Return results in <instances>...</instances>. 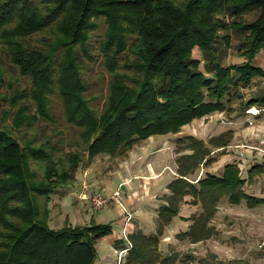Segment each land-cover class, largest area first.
I'll return each instance as SVG.
<instances>
[{
    "label": "trees",
    "instance_id": "obj_1",
    "mask_svg": "<svg viewBox=\"0 0 264 264\" xmlns=\"http://www.w3.org/2000/svg\"><path fill=\"white\" fill-rule=\"evenodd\" d=\"M233 32L242 60L225 65L219 45H230ZM262 50L264 0H0V264H93L111 224L51 229L52 194L76 180L81 164L231 113L235 97L241 108L264 107V90L246 101L241 91L264 78L254 62ZM230 135L178 139L192 152L176 158L155 233H129L124 264H169L158 245L187 196L202 211L179 235L196 243L210 237L223 198L264 204L245 190L264 173L260 163L246 178L237 162L192 177L217 160L214 148L225 154Z\"/></svg>",
    "mask_w": 264,
    "mask_h": 264
},
{
    "label": "rangeland",
    "instance_id": "obj_2",
    "mask_svg": "<svg viewBox=\"0 0 264 264\" xmlns=\"http://www.w3.org/2000/svg\"><path fill=\"white\" fill-rule=\"evenodd\" d=\"M233 33L230 45L224 43L219 45V60L225 65H229L233 59L234 61L242 60L236 58L238 57L236 44L242 37ZM202 54L198 48L194 49L193 55L203 62ZM254 62L264 68V50ZM263 90L264 78L260 77L255 78L249 87L241 88L244 101L248 100L252 93H259ZM241 99L240 97L233 98L232 106L235 110L231 113L215 112L202 118H196L189 130L185 131L186 127L182 128L180 133L182 136L193 135L205 140L206 143L210 137L218 136L229 130L232 134L229 145L224 149L225 154L219 155L223 148H214L212 154L217 156V160L210 165L202 166L195 176H192L195 181L208 172L221 175L224 165L228 162L239 163L244 178L247 177V171L252 165L260 163L264 166V107L260 109L257 106L241 108L239 104ZM178 139L174 136L171 140V147L168 148L172 152V161L182 153L180 148L185 144ZM172 147H174L173 151L170 150ZM186 151L192 152L187 149L183 153ZM128 156L129 153L117 158L99 155L92 162L81 164L76 172V180L60 187L56 193L52 194L49 202V227L57 230L65 225L69 227L85 226L81 217L84 216V212L93 208L91 207V197L97 192H104L107 193H103L104 195H108L109 189L115 187L114 183L118 181L121 172L134 171L135 173L139 171L140 164L138 162L133 161L134 168H131V165H129L130 168L128 167V160H126ZM152 159L147 157L145 165L151 169L157 168V161L155 165ZM245 190L248 194L264 198V173L257 175L252 182L246 183ZM166 195L168 194L155 197L157 206L163 204ZM187 198L185 204H191L192 197ZM198 205L181 208L182 210L175 221L167 225L158 245L161 257H169V264H264V204L250 208L245 201L234 204L227 198H223L218 203L216 213L207 224L212 229L210 237L196 243L189 238H184L179 233L188 230L192 223L191 219H187L188 217L201 213V206ZM158 209L153 208L150 222L142 221L140 223L138 219V221H134L135 231L139 229L148 235L154 234L158 222ZM106 210L107 208H104L100 212L105 213ZM70 212L76 217V223L72 218L70 219V216L68 218ZM101 222L108 223L107 220ZM113 225L114 230L118 229L116 221ZM97 246L98 250L102 251L100 248L103 247V244ZM155 264L163 263L159 261Z\"/></svg>",
    "mask_w": 264,
    "mask_h": 264
},
{
    "label": "crops",
    "instance_id": "obj_3",
    "mask_svg": "<svg viewBox=\"0 0 264 264\" xmlns=\"http://www.w3.org/2000/svg\"><path fill=\"white\" fill-rule=\"evenodd\" d=\"M195 120L196 119L184 126L186 127L185 131L191 129V126L194 124ZM181 131L177 134L151 136L140 144L135 145L133 149L128 152L129 156L126 158V160H128V167L129 165H131V168H134L133 161H135L140 164V169L135 173L134 171H130L128 173L121 172V174H119L120 177L117 179L118 181L114 183L116 184L115 187L113 189H109L108 192V194H110L116 188H118V186L121 185L122 201L126 203L128 211H130L131 213L133 212L132 214H134L133 220L130 221L127 225L128 234L135 230L136 224L134 221H136L137 219L140 223H142V221L150 222L153 208H159L161 206H157L158 203L155 199L157 195L170 193L168 185L177 176V162L176 160L172 161V152H170L168 148L171 147V140H173L174 136L180 138L181 135V137H184L182 136V134H180ZM173 149L174 147H172L170 150L173 151ZM183 152L184 151H182V153ZM177 153L179 154V151ZM186 153L189 152L186 151ZM147 157L153 158L152 160H154L153 162L155 163V165L157 161V168L151 169L149 168V166L145 165ZM114 184H112V186H114ZM187 197L186 200L188 199ZM190 205L193 204L183 203L181 208L189 207ZM196 205L198 204H194L193 206L195 207ZM91 207L93 206L91 205ZM104 208H107V210L105 211V213H101L100 210ZM104 208L100 209L98 212L95 211L98 209H95L94 207L90 208V211L84 212V216L82 215L81 221L85 225H91L93 223L111 224V233L109 235L101 237L95 246L96 257L93 264H116L118 255L117 250L120 248V246L116 245L115 243L117 241L124 240L123 228L125 226V221L123 220H125V210L115 202H111L107 207ZM69 216L70 219L72 218L76 223L77 219L72 214V212L68 214V218ZM175 219L176 217L173 219V222L175 221ZM103 220H107L108 223H102L101 221ZM115 221L118 224V229L116 230H114L113 225ZM101 243L103 244V247L100 248L102 249V251L98 250L97 246ZM125 260L126 259H124V262Z\"/></svg>",
    "mask_w": 264,
    "mask_h": 264
},
{
    "label": "built area",
    "instance_id": "obj_4",
    "mask_svg": "<svg viewBox=\"0 0 264 264\" xmlns=\"http://www.w3.org/2000/svg\"><path fill=\"white\" fill-rule=\"evenodd\" d=\"M111 202L118 203L125 210V226L123 228L125 245L117 250L118 255L116 261V264H123L124 258L128 255L129 250L132 248V242L128 237L127 225L130 221H132L133 214L128 211L125 203L122 201L121 185L118 186V188L111 194L104 195L101 192H97L93 197H91V204L95 209L107 207Z\"/></svg>",
    "mask_w": 264,
    "mask_h": 264
}]
</instances>
